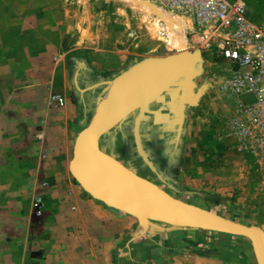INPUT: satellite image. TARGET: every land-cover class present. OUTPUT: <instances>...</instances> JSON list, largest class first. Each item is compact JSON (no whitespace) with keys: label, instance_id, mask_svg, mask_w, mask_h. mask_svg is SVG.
Listing matches in <instances>:
<instances>
[{"label":"crops","instance_id":"0c3cea01","mask_svg":"<svg viewBox=\"0 0 264 264\" xmlns=\"http://www.w3.org/2000/svg\"><path fill=\"white\" fill-rule=\"evenodd\" d=\"M66 64L0 52V264H244L228 250L218 253L220 242L202 238L198 229L164 231L154 241L135 216L82 186L70 170L76 139L107 82L123 70L106 75ZM83 73L90 79L82 80ZM173 90L148 104L137 128L139 109L110 125L91 149L97 162L155 194H169L163 186L198 105L186 102L181 116ZM51 92L62 95L63 104L51 105ZM36 195L44 200L40 217L31 207ZM252 252L259 264L253 246Z\"/></svg>","mask_w":264,"mask_h":264},{"label":"rangeland","instance_id":"374dc122","mask_svg":"<svg viewBox=\"0 0 264 264\" xmlns=\"http://www.w3.org/2000/svg\"><path fill=\"white\" fill-rule=\"evenodd\" d=\"M246 1L251 16L262 19L264 0ZM177 15L185 23V32L173 34L163 19L161 31L154 32L143 17L159 18L157 14L135 10L124 0H0V52L26 58L47 55L54 62L62 59L68 67L72 65L70 69L75 65L81 71L94 68L92 77L93 71L118 73L144 58L176 53L180 48L172 44L173 38L184 39L191 50L199 49L191 19ZM199 50L200 72L194 77V91L201 89V94L178 149L182 156L172 168L169 184L162 186L174 199L264 233V157H256L234 135L223 132L238 100L222 88L229 63L214 50ZM83 78L89 80L90 74L84 77L83 73ZM171 150L169 146L166 152ZM135 218L142 234L152 235L154 241L164 231L198 229L202 238L220 242L218 253L228 250L235 261L241 257L244 264H258L252 255V240L241 233L177 225L154 217H148L145 230ZM222 241L230 242L232 248ZM240 247L247 252L238 251Z\"/></svg>","mask_w":264,"mask_h":264},{"label":"water","instance_id":"95a60500","mask_svg":"<svg viewBox=\"0 0 264 264\" xmlns=\"http://www.w3.org/2000/svg\"><path fill=\"white\" fill-rule=\"evenodd\" d=\"M200 50L183 48L174 54L144 58L109 80L108 91L90 123L80 131L74 146L70 170L94 197L136 216L145 230L148 217L177 225L237 232L250 237L259 264H264V233L258 228L233 221L196 205L172 198L164 192L138 189L111 169L97 162L91 149L97 137L113 123L139 109L138 121L149 103L163 92L173 90L171 99H179L182 116L184 104L196 103L201 89L194 91V77L200 72ZM144 181V180H143Z\"/></svg>","mask_w":264,"mask_h":264},{"label":"built area","instance_id":"2783aa9c","mask_svg":"<svg viewBox=\"0 0 264 264\" xmlns=\"http://www.w3.org/2000/svg\"><path fill=\"white\" fill-rule=\"evenodd\" d=\"M149 1L169 13L190 18L197 48L214 50L229 63L222 88L238 100L223 132L234 135L240 146L249 147L256 157H264V17L253 18L246 0ZM49 100L51 105L64 102L56 92H51ZM31 207L40 217L42 196H34Z\"/></svg>","mask_w":264,"mask_h":264},{"label":"bare ground","instance_id":"6f19581e","mask_svg":"<svg viewBox=\"0 0 264 264\" xmlns=\"http://www.w3.org/2000/svg\"><path fill=\"white\" fill-rule=\"evenodd\" d=\"M127 2L128 5H130L135 10H150L154 14H157V17L155 19H151L148 16H144L143 18L147 20L148 26L154 31H161L160 26H162L160 20L163 19L165 21V25L167 26V29L170 30L174 34L176 31H184L185 23L181 17H179L177 14L169 13L159 7H156L153 3H151L149 0H124ZM183 22V24H182ZM185 32V31H184ZM158 36V35H157ZM171 38V37H170ZM182 38V37H181ZM173 40V41H172ZM171 42L176 43L174 45L177 48L183 49L185 46H187V41L184 39H172ZM175 40V41H174ZM178 42V43H177ZM183 47V48H182ZM177 52V51H176Z\"/></svg>","mask_w":264,"mask_h":264},{"label":"flooded vegetation","instance_id":"af4514ba","mask_svg":"<svg viewBox=\"0 0 264 264\" xmlns=\"http://www.w3.org/2000/svg\"><path fill=\"white\" fill-rule=\"evenodd\" d=\"M175 134H173V136H174ZM167 139H169V138H167ZM170 145H172V144H169L168 142H164V148L165 149H167L168 148V146H170ZM175 149V148H174Z\"/></svg>","mask_w":264,"mask_h":264}]
</instances>
